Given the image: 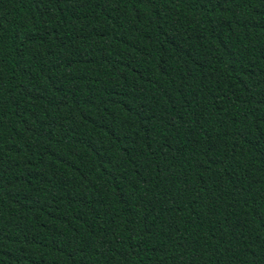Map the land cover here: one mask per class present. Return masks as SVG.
<instances>
[{"label": "trees", "instance_id": "trees-1", "mask_svg": "<svg viewBox=\"0 0 264 264\" xmlns=\"http://www.w3.org/2000/svg\"><path fill=\"white\" fill-rule=\"evenodd\" d=\"M0 264H264V0H0Z\"/></svg>", "mask_w": 264, "mask_h": 264}]
</instances>
